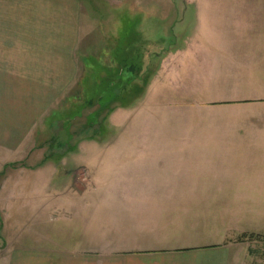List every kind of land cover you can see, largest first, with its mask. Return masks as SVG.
Listing matches in <instances>:
<instances>
[{
	"label": "crops",
	"instance_id": "obj_1",
	"mask_svg": "<svg viewBox=\"0 0 264 264\" xmlns=\"http://www.w3.org/2000/svg\"><path fill=\"white\" fill-rule=\"evenodd\" d=\"M86 2L0 0V205H6L0 216L6 203L31 202L30 194L10 188L41 185L47 173L62 167L61 160L48 159L65 153L45 147L47 124L88 80L82 65L92 56L87 27L92 11ZM229 9L239 28L231 31L227 48L215 49L222 66L214 72L222 78L216 84L247 94L228 106L246 113L237 122L243 126L184 135L176 138L179 147L75 150L72 156L82 158L71 180L81 190L71 195L87 209L93 206L81 217L75 249L39 252L38 263L28 250L0 264H263L252 257L254 243L264 248V5ZM141 10L133 5L122 12L137 26ZM195 23V42L201 45L192 48L185 41L165 58L191 53L196 58L203 46L215 51ZM141 34L135 30L102 53L137 59ZM116 201L123 205L120 215L94 214V207Z\"/></svg>",
	"mask_w": 264,
	"mask_h": 264
},
{
	"label": "rangeland",
	"instance_id": "obj_2",
	"mask_svg": "<svg viewBox=\"0 0 264 264\" xmlns=\"http://www.w3.org/2000/svg\"><path fill=\"white\" fill-rule=\"evenodd\" d=\"M86 3L92 11L87 19L91 41L88 55L96 58L91 56L84 62V77L88 80L72 93L73 100L63 101V109L47 124L45 147L65 153L48 159L61 160L62 167L47 173L41 185L36 182V187L9 189L15 194H30L31 202L15 199L6 203L8 210L0 216V223L4 224V230L0 231V263L1 259L10 262L12 257L28 250L36 254L38 263L39 252L49 255L75 249L84 224L81 217H85L88 209L93 211L92 205L87 209L85 201L71 195L81 190L71 180L79 169L76 159L82 158L72 156L75 150L179 147L183 145L178 139L184 135L238 130L243 126L237 122L246 113L228 106L247 94L228 91L229 85L216 84L222 78L215 75L214 69H220L222 59L215 49L227 48L231 31L239 28L233 19L235 12L229 8L264 5V0H87ZM133 5L142 7L137 13V26L133 18H124L130 13L122 12ZM195 22L199 23L198 35L209 40L215 51H205L203 46V51L197 54L199 58L192 53L165 58L172 48L182 47L185 41H192V48L200 44L195 42ZM212 22L218 23V27H208ZM135 30L142 32L138 39L143 37L142 52L137 59H129V54L122 57L114 51L111 58H106L108 54L102 52L108 45L117 44L116 40L123 36L131 38ZM211 30L217 33H208ZM112 112L114 116H110ZM35 192L38 198L31 197ZM60 194L65 196L56 197ZM5 206L0 205L2 209ZM122 207L116 201L102 208L94 207V214L117 216L123 212ZM253 246L257 253L252 259L264 264L262 242Z\"/></svg>",
	"mask_w": 264,
	"mask_h": 264
},
{
	"label": "trees",
	"instance_id": "obj_3",
	"mask_svg": "<svg viewBox=\"0 0 264 264\" xmlns=\"http://www.w3.org/2000/svg\"><path fill=\"white\" fill-rule=\"evenodd\" d=\"M243 238H246L245 236L239 237L238 242H240ZM253 238L252 236H249V239Z\"/></svg>",
	"mask_w": 264,
	"mask_h": 264
}]
</instances>
